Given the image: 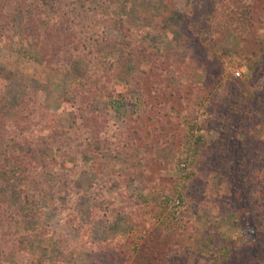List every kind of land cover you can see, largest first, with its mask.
I'll use <instances>...</instances> for the list:
<instances>
[{
    "label": "rangeland",
    "instance_id": "obj_1",
    "mask_svg": "<svg viewBox=\"0 0 264 264\" xmlns=\"http://www.w3.org/2000/svg\"><path fill=\"white\" fill-rule=\"evenodd\" d=\"M177 1L122 0L117 14L136 30L143 64L129 66L124 78L116 69L112 93L106 86L85 104L97 110L94 128L85 129V115L77 131L72 89L93 88V80L55 60L40 64L22 15L12 13L0 39L8 79L3 97L29 103L28 144L42 150L48 166L68 171L80 191L68 194V202L41 199L23 208L25 216L40 218L47 232L36 246L47 248L34 245L29 253L0 240V264H60L61 254L49 248L58 236L80 250L63 264H264V0L193 6L199 15L207 8L230 12V29L205 13L187 18L179 37L162 18L188 6ZM92 22L95 30L122 34L120 25ZM110 51L103 42L93 56L116 59ZM90 64L95 76L99 65ZM63 135L70 146L74 138L72 150ZM10 177L5 197L21 205V178Z\"/></svg>",
    "mask_w": 264,
    "mask_h": 264
},
{
    "label": "trees",
    "instance_id": "obj_2",
    "mask_svg": "<svg viewBox=\"0 0 264 264\" xmlns=\"http://www.w3.org/2000/svg\"><path fill=\"white\" fill-rule=\"evenodd\" d=\"M169 1L178 2L177 0ZM185 1H188V6H184V8L186 7L185 10L177 6L178 8H174V15L168 14L169 16L167 17H165L166 15L162 16L167 32L170 34L179 37L187 18L201 17L205 13L206 17L207 15L212 16L215 17L214 19H219V21L222 18L226 26L225 28L230 29L228 27L230 26L228 23L231 22L232 18L230 12H221L220 15L219 13H215L217 8H212L211 11L207 8L203 13L200 12V15L194 12L193 6L198 5L199 7L202 3L211 0H183V2ZM216 2L218 0L215 1V4ZM125 6L126 4H123L122 0H52L50 5L46 4L43 0H0V39L6 31L11 29L13 23L12 13H20L24 21V34L31 40L33 54H35L40 64L47 66V64H51L55 60L63 68H68V72L71 71L84 79L90 77L93 80V88L88 87L86 90L80 88L72 89L73 102L70 104V111L73 112L77 124V128L73 130L77 131L80 128L86 119L85 115L90 116L85 129L89 130L90 126L96 122L92 121V119L97 114V110L87 109V105L85 104L93 95L96 96L95 91L97 90L101 91L104 89L103 91H107V87H109L112 93L110 85L113 83L116 75L114 73L117 68H120L119 74H122L121 77L124 78L125 75L128 76L125 73H129V66L134 68L133 65H136V63L143 64L138 56L142 45L137 41L138 37L135 36L136 33L134 34L136 30L126 25L125 15L117 14L124 10ZM192 8L193 12H190ZM93 20L96 21V26L98 23H101L100 21L117 26L120 25L121 36H113L109 32L111 28L107 26L95 30ZM85 28H88L86 30L89 33L88 39L82 34ZM103 42L106 43L109 50L111 49L110 52L113 55L118 53L116 59L107 58L103 55L98 58L93 56V54L99 52ZM154 47L159 46L155 44ZM142 53L145 54L144 60H151V57H147L148 52ZM152 59L155 60V57L153 56ZM91 62L99 65L95 76L92 71L96 68L92 69ZM154 63L152 62L148 70L143 69L140 75L148 73L155 65ZM138 71H141V69H138ZM5 72L6 68L1 65L0 145L6 144L8 146L6 149L0 151V240L5 244L4 248L9 245L10 249H15L16 245H22L25 250L29 248V253H31L33 252L34 245L39 249L45 247L36 246V243H40L38 239H41L47 230L42 227L39 217L36 219L35 216V219H33L32 217L25 216L23 208H28L41 199L53 202L67 200L68 202V194L72 195L73 191L77 192V190H80L77 180L68 175V171H56L54 168L48 166L47 158L40 155L42 150L28 144L24 126L27 123H31V121L24 112L29 103L25 102L24 99L19 103L16 102L17 104H11L5 100L3 90L8 84ZM148 81L152 83L149 78ZM93 128L94 126L91 127V129ZM69 134L71 133L68 132ZM64 137H67V135H63L62 138V141L66 142ZM73 139L71 146V140L68 143L66 142V145L69 144L68 147H71V150ZM89 140L83 143L82 146L81 154L84 156H87L89 153V149H87L90 143ZM96 143H101L98 137H96ZM56 147V151H62L58 149L57 145ZM63 155L67 154L63 153ZM225 171L229 174L233 173L231 168H229V172L228 168ZM10 172L11 174L9 175L8 173ZM16 174L21 178L22 185L19 188V194L22 204L11 206L5 197V190L8 182L11 180L10 176ZM20 226L22 228L27 226L28 231L25 230V232L21 233L19 231ZM50 247L54 255L61 254L62 257L58 260L61 262L60 264L64 263L63 259L66 258L64 257L65 255L70 256L80 251L78 248H71L65 238L61 236H58L54 240L53 246ZM36 260L34 258V262ZM37 264H47V262L41 261Z\"/></svg>",
    "mask_w": 264,
    "mask_h": 264
}]
</instances>
